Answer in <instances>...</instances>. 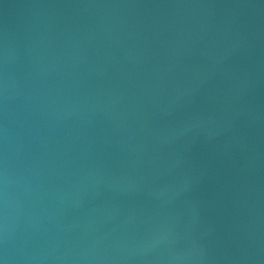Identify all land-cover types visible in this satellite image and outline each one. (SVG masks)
<instances>
[{"label": "water", "instance_id": "obj_1", "mask_svg": "<svg viewBox=\"0 0 264 264\" xmlns=\"http://www.w3.org/2000/svg\"><path fill=\"white\" fill-rule=\"evenodd\" d=\"M0 264H264V0H0Z\"/></svg>", "mask_w": 264, "mask_h": 264}]
</instances>
